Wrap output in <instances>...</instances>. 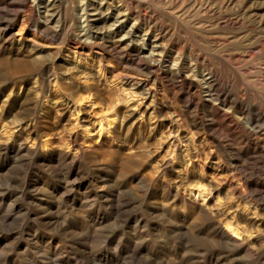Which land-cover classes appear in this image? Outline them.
Instances as JSON below:
<instances>
[{"label": "rangeland", "instance_id": "1", "mask_svg": "<svg viewBox=\"0 0 264 264\" xmlns=\"http://www.w3.org/2000/svg\"><path fill=\"white\" fill-rule=\"evenodd\" d=\"M51 1L0 0V264H264V151L255 145L264 142V124L256 141L242 127L247 117L239 110L235 115L228 112L232 122L211 110L220 107L217 101L196 106L205 96L200 79L207 72L196 61L200 56L219 67V82L228 83L222 94L228 92L252 113L264 112V0H201L209 3V12L194 10V0L174 6L167 0L133 4L131 10L163 24L169 59L164 65L184 68L188 81L200 86L195 95L160 71L142 90L125 83L126 78H147L144 60L122 47L130 39L126 31L136 25L127 11L130 0H109V11L118 21L109 20L104 29L95 21L108 0H67L76 15L65 33L59 32L61 17ZM86 3L91 5L84 9ZM230 17L231 24L225 21ZM37 19H47L50 30L37 33ZM121 23L123 29L113 36ZM142 35L134 33L138 45H145L150 36L143 40ZM106 39L105 45H90ZM219 39L229 41L219 48ZM17 40L23 41V49ZM30 42L41 52L35 53ZM144 45V56L149 57V46ZM33 55L44 56L49 69L34 64ZM44 71L52 77L42 95L34 86ZM87 85L106 99L91 95L78 100ZM117 97L126 100L118 104L125 119L119 113L116 122L107 125L111 116L105 102ZM213 118L214 127L207 126ZM65 144L76 149L77 159L48 157L51 151H67ZM190 184L210 190L204 201L196 200L198 191L189 190ZM224 219L238 224L239 236L231 235L244 242L242 247L213 236L212 225L226 230Z\"/></svg>", "mask_w": 264, "mask_h": 264}, {"label": "bare ground", "instance_id": "2", "mask_svg": "<svg viewBox=\"0 0 264 264\" xmlns=\"http://www.w3.org/2000/svg\"><path fill=\"white\" fill-rule=\"evenodd\" d=\"M4 1V0H3ZM9 1V0H8ZM50 1V0H49ZM72 1V0H71ZM74 1V0H73ZM112 1V0H111ZM115 1V0H114ZM154 0H140V2H138V1H135V0H130V4L127 6V11H129V14L128 15H134V17H135V20H136V25L135 26H133V28L131 29V30H128V31H126V33H125V35L127 34V36H128V38H130V39H127V41H123L122 42V44H123V46L122 47H124V48H126V49H128V50H130V51H132V52H135V54H137L138 56H140V58L142 59V60H144V64H145V66H146V70H144L143 72H144V74L147 76V78H144V80H143V77H142V79H137V78H131L130 80L129 79H125V83H127V84H129L131 87H137L138 89L139 88H141V90L142 89H144V88H146V81H148L149 80V78L152 76V74H156V72H162L163 74H165V75H167V77H169V79L173 82V83H178V82H180L183 86H186V88H187V92L189 93V94H196L197 92H198V87H200V86H198V85H195L194 83V81H188V75H186L184 72H183V69H181V68H179L177 65L179 64L178 62V64H175L177 67L176 68H173L172 66H170V65H164L166 62H168L169 61V59H167L168 58V55H167V51H166V48L167 47H165V45L163 44V37H162V33H163V30H164V28L165 27H163L161 24H158V23H156L155 22V20H154V18H153V16H148L147 18H146V15L144 14H141V13H138L136 10H134V8H133V10H131V8L133 7V4L135 3L136 5H141V3H150V2H153ZM167 1H169V4L170 5H172V6H174L177 2H181L182 4L184 3V0H167ZM191 1V0H190ZM189 1V2H190ZM7 2V1H6ZM5 2V3H6ZM76 2H78V0H76ZM208 2H209V0H208ZM3 3V2H2ZM107 3V8H105V9H102L101 8V12H99L100 14H101V17L99 18V19H97L96 21H95V23L96 24H98L99 22H101L102 24H103V27L101 26V29H104L106 26H105V24L109 21V20H111V19H113V21H118V18H117V15L116 16H114L112 13V11L110 12L109 10L111 9V8H113L112 6H111V4H112V2H110L109 0L106 2ZM154 3V2H153ZM165 3V2H164ZM163 3V4H164ZM186 3V2H185ZM191 3H193L192 1H191ZM190 3V4H191ZM13 4H15V3H13ZM26 4H28V3H26ZM74 4V3H73ZM79 4V3H78ZM78 4H76V5H78ZM115 4V3H114ZM178 4V3H177ZM181 4V5H182ZM189 4V3H188ZM9 5V4H8ZM29 5V4H28ZM32 5V4H31ZM49 5L51 6V8H52V10L53 11H55V10H57L58 11V14H59V16L61 17V23H60V27H59V32L61 31V32H66L67 30H69L70 29V27H71V20H72V17H73V15H76V14H71V9H70V4H69V2L67 1V0H52L50 3H49ZM48 5V6H49ZM89 5H91V4H89V3H86V6L85 7H83L84 9H86ZM146 5H148V4H146ZM211 5V4H210ZM17 6V5H16ZM23 6V5H22ZM33 6V5H32ZM82 6V5H81ZM126 6V5H125ZM169 6V5H168ZM18 7V6H17ZM26 7H28V6H26ZM155 7V6H154ZM157 7H159V6H157ZM193 7H194V10H198V11H200V12H209V8H211V6L209 7V3H203V1H201V0H194V3H193ZM213 7V6H212ZM35 8V7H34ZM46 8H48V7H46ZM115 8L116 9H118V6H115ZM170 8V7H169ZM183 8V7H182ZM215 8V7H214ZM28 10V13H30L31 11L33 12V10H32V8L31 7H28L27 8ZM95 9H96V7H95ZM125 9V8H124ZM162 9V8H161ZM163 9H164V7H163ZM213 9V8H212ZM73 10V9H72ZM76 10V9H75ZM171 10H172V8H171ZM193 10V11H194ZM214 10V9H213ZM36 11V10H35ZM48 11V10H47ZM107 11V12H106ZM150 11V10H149ZM167 11V10H166ZM216 11V10H215ZM31 12V13H32ZM49 12V11H48ZM47 12V13H48ZM106 12V13H105ZM110 12V13H109ZM117 12V11H116ZM172 12V11H171ZM173 12H174V10H173ZM2 13V12H1ZM28 13H25V14H27L28 15ZM56 13V12H55ZM168 13V12H167ZM176 13V12H175ZM178 13V12H177ZM177 13H176V15H177ZM199 13V12H198ZM197 13V14H198ZM51 14V13H50ZM108 14H110V15H108ZM121 14H123V15H125V11L123 12V13H121ZM157 14V13H156ZM165 14V13H164ZM216 14H217V12H216ZM220 14V13H219ZM225 14V13H224ZM1 15V14H0ZM26 15V16H27ZM52 15H55L53 12H52V14H51V16ZM57 15V14H56ZM119 15H120V13H119ZM151 15V14H150ZM188 15H189V13H188ZM222 15V14H221ZM10 16V15H9ZM32 16V15H31ZM169 16V15H168ZM180 16V15H179ZM218 16V15H217ZM228 16H229V14H228ZM11 17V16H10ZM28 17H29V15H28ZM126 17V16H125ZM128 17V16H127ZM126 17V19H128ZM173 17H175V20H176V16H173ZM172 17V18H173ZM194 17H196V16H194ZM194 17H193V19H194ZM221 17V16H220ZM8 18V17H7ZM30 18V17H29ZM33 18H34V14H33ZM49 18V17H48ZM54 18V17H53ZM75 18H76V16H75ZM156 18V17H155ZM172 18H171V20H172ZM183 18V17H182ZM182 18H180V19H182ZM186 18V17H185ZM189 18V17H188ZM198 18V17H197ZM213 18V17H212ZM233 18V17H232ZM36 19V18H35ZM35 19H34V21H35ZM125 19V18H124ZM160 19H161V17H160ZM166 19V18H165ZM187 19V18H186ZM200 19H204V18H200ZM234 19V18H233ZM2 20V19H1ZM45 20V19H44ZM159 20V19H158ZM162 20V19H161ZM174 20V19H173ZM197 20H199V19H197ZM197 20H194L193 22H195V21H197ZM216 20V19H215ZM166 21V20H165ZM177 21V20H176ZM227 23H232L234 20H232L231 19V17L230 18H228V19H226L225 20ZM30 22V21H29ZM50 22V21H49ZM192 22V21H191ZM190 22V23H191ZM199 22V21H198ZM200 22H202V21H200ZM219 21H217V23H218ZM222 22V21H221ZM236 22H238V20H236ZM24 23V22H23ZM34 23V22H33ZM56 23H58V22H56ZM185 23V22H184ZM203 23V22H202ZM201 23V24H202ZM28 24V23H27ZM73 24H75V23H73ZM96 24H94V25H92V28L91 27H88L86 30L88 31V33H91L92 31H93V29L95 30V28H96ZM179 24H181V22L179 23ZM185 24H187V21H186V23ZM205 24V23H204ZM220 24V23H219ZM224 24V23H223ZM234 24V23H233ZM9 25V24H8ZM25 25V24H24ZM30 25V24H29ZM145 25V28H147V29H145L143 26ZM199 25V24H198ZM5 26V25H4ZM23 26V25H22ZM27 26V25H26ZM57 26V25H56ZM74 26H76V24L74 25ZM100 26V25H99ZM110 26V25H109ZM179 26V25H178ZM184 27H185V25H183ZM196 26V25H195ZM221 26V25H220ZM226 26V25H225ZM237 26V25H236ZM23 27H25V26H23ZM50 25H48L47 24V19H46V21L45 22H43V20L41 21L40 19H37V21H36V23H35V31L37 32V33H39V32H46V31H48V30H50ZM111 27V26H110ZM123 27H124V23H121L118 27H116V29H114V32H112L113 33V36H114V34H119V32L123 29ZM9 28V27H8ZM169 28V27H168ZM186 28V27H185ZM197 28V27H196ZM204 28V27H203ZM202 27H201V30L203 29ZM205 28H206V26H205ZM6 29V28H5ZM4 29V30H5ZM57 29V28H56ZM84 29V28H83ZM82 29V30H83ZM98 29V28H97ZM200 30V31H201ZM9 31V30H8ZM166 31V30H165ZM164 31V32H165ZM188 31V30H187ZM218 31V30H217ZM6 32V31H5ZM57 32H58V30H57ZM68 32V31H67ZM140 32H143V35H142V39L144 40V36H146V35H148V34H150V36H148L147 37V39H146V43H145V45H148L149 47V51H148V55H149V57H146V56H144V47H143V45L144 44H139L138 45V42H139V39H137L135 36H134V33H140ZM149 32H152V33H149ZM190 32V31H189ZM205 32V31H204ZM7 33V32H6ZM49 33V32H48ZM104 33V32H103ZM106 33V32H105ZM108 33H110V32H108ZM176 33V32H175ZM197 33V32H196ZM4 34V33H3ZM44 34V33H43ZM47 34V33H46ZM51 34V33H50ZM63 34V33H62ZM61 34V35H62ZM94 34V33H93ZM124 34V33H123ZM190 34V33H189ZM198 34V33H197ZM205 34V33H204ZM34 35V34H33ZM65 35V34H64ZM91 35V34H90ZM95 35V34H94ZM175 35V34H174ZM191 35V34H190ZM196 35V34H195ZM202 35V34H201ZM211 35V34H210ZM7 36H9V35H7ZM59 36V35H58ZM68 36V35H67ZM127 36H126V38H127ZM137 36V35H136ZM140 36V35H139ZM194 36V35H193ZM200 36V35H199ZM204 36V35H203ZM224 36L226 37V34L224 33ZM228 36V35H227ZM87 37H89V35L87 36ZM105 37V36H104ZM109 37V36H108ZM123 37V36H122ZM167 37H170V36H167ZM209 37V36H208ZM4 38V37H3ZM7 38V37H6ZM23 38H25V37H23ZM94 38V37H93ZM99 38V37H98ZM103 38V37H102ZM132 38V39H131ZM18 39V38H17ZM20 39V38H19ZM88 39V38H87ZM105 39V38H104ZM165 39V38H164ZM173 39V38H172ZM194 39V38H193ZM197 39V38H196ZM227 39H228V37H227ZM24 40V39H23ZM37 40V39H36ZM66 40V39H65ZM107 40H109V39H106V40H104V42L103 43H101L100 44V42L99 41H94L93 43H91L90 42V45H92V44H99V45H105V43L106 42H108ZM111 40H114V39H111ZM110 40V41H111ZM162 40V41H161ZM202 40V39H201ZM210 40V39H209ZM120 41V40H119ZM194 41H196V40H194ZM211 41V40H210ZM209 41V42H210ZM214 41H217V40H214ZM229 41V40H228ZM228 41H225V40H221L220 41V39H219V41H217V42H219L218 44H219V48H222V47H224L225 45H226V42H228ZM235 41V40H234ZM245 41V40H244ZM17 42L19 43V46H20V48L21 49H23L24 48V45H22V43H23V41L22 42H20L19 40H17ZM67 42V41H66ZM65 42V43H66ZM75 42V41H74ZM116 42V41H115ZM170 42V41H169ZM198 42H199V40H198ZM197 42V43H198ZM1 43V42H0ZM32 45H31V48H32V50L33 51H35V53H37L38 54V48L40 47V46H38V44H36L35 42H30ZM177 43V42H176ZM179 43V42H178ZM196 43V42H195ZM215 43V42H214ZM12 44V43H11ZM64 44V43H63ZM117 44V43H116ZM115 44V45H116ZM172 44V43H171ZM170 44V45H171ZM210 44V43H209ZM252 44V43H251ZM256 44V43H255ZM264 44V43H263ZM69 45H70V43H69ZM77 45V44H76ZM79 45V44H78ZM114 45V44H113ZM142 45V46H141ZM144 45V46H145ZM179 45V44H178ZM180 45H182L181 43H180ZM185 45V44H184ZM189 45V44H188ZM210 45H212V44H210ZM213 45H215V44H213ZM231 45V44H230ZM63 46V45H62ZM168 46V45H167ZM173 46V45H172ZM229 46V45H228ZM30 47V46H29ZM67 47V46H66ZM74 47V46H73ZM80 47V46H79ZM89 47V46H88ZM94 47V46H93ZM92 47V48H93ZM183 47V46H182ZM214 47V46H213ZM246 47V46H245ZM255 47V46H254ZM28 48V47H27ZM82 48V47H81ZM104 48V47H103ZM110 48V47H109ZM173 48V47H172ZM184 48V47H183ZM189 48V47H188ZM215 48V47H214ZM217 48V47H216ZM237 48V47H236ZM240 48V47H239ZM259 48V47H258ZM70 49V48H69ZM179 47H178V51H179ZM246 49V48H245ZM26 50V49H25ZM53 50V49H52ZM71 50V49H70ZM118 50V49H117ZM184 50V49H183ZM211 51H212V49H210ZM217 50H219V49H217ZM217 50H215V52L217 51ZM226 50V49H225ZM235 50V49H234ZM238 50V49H237ZM236 50V51H237ZM251 50V49H250ZM257 50H259V49H257ZM262 50V49H261ZM168 51H170V50H168ZM188 51V50H187ZM228 51V50H227ZM246 51H247V49H246ZM21 52V51H20ZM39 52H41V51H39ZM52 52V51H51ZM55 52V51H54ZM79 52V51H78ZM116 52V51H115ZM125 52H126V50H125ZM124 52V53H125ZM171 52V51H170ZM189 52V51H188ZM187 52V53H188ZM205 52V51H204ZM259 52H260V50H259ZM45 53V52H44ZM117 53V52H116ZM143 53V54H142ZM213 53V52H212ZM211 53V54H212ZM217 53V52H216ZM223 53V52H222ZM227 53V52H226ZM32 54V53H31ZM75 54H76V52H75ZM118 54V53H117ZM121 54V53H120ZM177 54V53H176ZM178 54H180V53H178ZM185 54V53H184ZM184 54H183V56H184ZM196 54V53H195ZM206 54V53H205ZM209 54H210V52H209ZM214 54V53H213ZM224 54V53H223ZM239 54V53H238ZM249 54V53H248ZM60 55V54H59ZM68 55V54H67ZM137 55H135V56H137ZM186 55L187 54H185V57H186ZM208 55V54H207ZM228 55V54H227ZM240 55H242V54H240ZM245 55V54H244ZM30 56V55H29ZM169 56H170V54H169ZM179 56V55H178ZM182 56V55H181ZM188 56V55H187ZM202 56H203V53H202ZM216 56V55H215ZM226 56V55H225ZM250 56V55H249ZM73 57V56H72ZM194 57V56H193ZM192 57V58H193ZM251 57H253V56H251ZM21 58V57H20ZM24 58H26V57H24ZM43 58H45L44 56H41V59L40 58H38V56H36V55H33V57L31 58L32 59V61L34 62V64H37V63H39V65L40 66H42L43 67V69L44 68H48V65H47V61H45V59L44 60H42ZM66 58V57H65ZM176 58H177V56H176ZM175 58V59H176ZM191 58V57H190ZM218 58V57H217ZM230 58V57H229ZM228 58V59H229ZM30 59V60H31ZM80 59V58H79ZM138 59V58H137ZM174 59V60H175ZM178 59H180V58H178ZM195 59V58H194ZM224 59V58H223ZM56 60V59H55ZM177 60V59H176ZM66 61V60H65ZM196 61H200V63L202 64L201 65V67L203 66L204 67V71L206 72L205 74H203V73H201V76H202V78L200 79L201 81H202V84L204 85V88H205V96L204 97H199L198 98V100L200 101V102H198V103H196V106L198 105V106H200V105H203V103H205V102H208V101H214V102H216L217 101V103L220 105V107H218L217 105L215 106H212V109L211 110H213L214 112H222V117L224 116L225 118H227V119H230L232 122H235V120L233 119V118H231L230 117V114L228 113V112H232L233 114L235 113V112H237V110H239V113H241L242 115L244 114V115H246V117H247V120L245 121L246 123H244V125L242 126L243 128H245V131L246 132H248V134L250 133L251 135H255L256 136V141H259L258 139V135H260V133L262 132H260V126H262L261 124H264V112L263 111H261V110H257V109H254L253 111H254V113H252L251 111H249V109H248V107L246 108V106H242L241 104H236V102L237 101H235V100H232V96H228V94L227 93H225V94H222V91H223V88H222V86H227L228 85V83H224V84H222V83H220L219 82V70H218V68L217 67H215L214 66V63H212V61L210 60V59H208V58H206V57H203V58H200V56H199V58H197L196 59ZM195 61V62H196ZM217 61V60H216ZM51 62H53V61H51ZM78 62V61H77ZM101 62V61H100ZM173 62H175V61H173ZM180 62V61H179ZM194 62V61H193ZM54 63V62H53ZM176 63V62H175ZM181 63V62H180ZM197 63V62H196ZM71 64V63H70ZM172 64V63H171ZM230 64V63H229ZM52 65V64H51ZM137 65V64H136ZM165 66L164 68L162 67V66ZM181 65V64H180ZM183 65V64H182ZM181 65V66H182ZM199 65V64H198ZM72 65H70V67H71ZM78 66H79V64H78ZM77 66V67H78ZM140 66V65H139ZM197 66V65H196ZM54 67V66H53ZM67 67V66H66ZM74 68V67H73ZM101 68V67H100ZM139 68V67H138ZM187 68V67H186ZM193 68H195V67H193ZM49 69V68H48ZM51 69V68H50ZM72 69V68H71ZM144 69V68H143ZM190 69H192V68H190ZM189 69V71H191ZM69 70H70V68H69ZM102 70V69H101ZM187 70V69H186ZM197 70V69H196ZM199 70V69H198ZM201 70H203L202 68H201ZM68 71V70H67ZM140 71V70H139ZM189 71H188V73H189ZM66 72V71H65ZM87 73V72H86ZM89 73V72H88ZM187 73V74H188ZM68 74V73H67ZM127 74V73H126ZM194 74V73H193ZM192 74V75H193ZM41 75V76H40ZM91 75V74H90ZM89 75V76H90ZM105 75V74H104ZM160 75V74H159ZM68 76H70V75H68ZM103 76V75H102ZM134 76H136L135 74H134ZM156 76V75H155ZM200 76V77H201ZM51 77H52V75H50V74H48L47 72H42V73H40L39 74V76H37L36 78H35V84H37L36 86H34L35 88V91H37V94L38 93H40V94H44V84H45V82L46 81H48V82H50L51 81ZM88 77V76H87ZM138 77V76H137ZM165 77V76H164ZM190 77V76H189ZM192 77H194V76H192ZM192 77H190V78H192ZM222 78V77H221ZM65 79V78H64ZM70 79V78H69ZM88 79V78H87ZM86 79V80H87ZM90 79V78H89ZM88 79V80H89ZM97 79V78H96ZM118 79V78H117ZM158 79V78H157ZM160 79H161V77H160ZM193 79V78H192ZM32 80H33V77H32ZM66 80V79H65ZM68 80V79H67ZM163 80H165V79H163ZM199 80V79H198ZM27 81V80H26ZM91 81V80H90ZM106 81V80H105ZM108 81V80H107ZM110 81V80H109ZM116 81V80H115ZM114 81V82H115ZM120 81V80H119ZM152 81V80H151ZM153 81H155V80H153ZM23 82V81H22ZM31 82V81H30ZM85 82H87V81H85ZM161 82V81H160ZM194 82V83H193ZM238 82V81H237ZM240 82H241V80H240ZM109 83V82H108ZM156 83V82H155ZM197 83H199V82H197ZM201 83V82H200ZM111 84V83H110ZM123 84L124 83H122V86H123ZM237 84V83H236ZM53 85V84H52ZM94 85V84H93ZM113 85V84H112ZM126 85V84H125ZM170 85V84H169ZM201 85V84H200ZM248 85L249 86H251L250 84H247V87H248ZM91 86L92 85H87V87L85 86V88L83 89V92L82 93H80V94H78L79 95V97H78V100L79 99H91V98H89L91 95H95V93L97 92L96 91V89L94 90V92H93V89L91 88ZM117 86V85H116ZM172 86V85H171ZM180 86V85H179ZM93 87H95V86H93ZM124 87V86H123ZM127 87V86H126ZM129 87V86H128ZM148 87V86H147ZM257 87V86H256ZM252 88V87H251ZM262 88V87H261ZM26 89V88H25ZM173 89V88H172ZM81 90V89H80ZM128 89H126V91H127ZM181 90V89H180ZM200 90V89H199ZM227 90H229V89H227ZM255 90V89H254ZM123 91L125 92V89H123ZM183 91V90H182ZM100 92V91H99ZM133 92V91H132ZM138 92V91H137ZM230 92V91H229ZM240 92H241V90H240ZM248 92V91H247ZM104 93V92H103ZM126 94L124 95V96H128L129 95V93H128V91L127 92H125ZM131 93V92H130ZM135 93V92H134ZM133 93V94H134ZM148 93H149V91H148ZM200 93V92H199ZM85 94H86V96H85ZM124 94V93H123ZM201 94V93H200ZM103 95V94H102ZM101 95V96H102ZM105 95V94H104ZM131 95V94H130ZM203 95H204V93H203ZM240 95V94H239ZM245 95V94H244ZM252 95V94H251ZM38 96V95H37ZM133 96V95H132ZM248 96V95H247ZM253 96V95H252ZM262 96V95H261ZM41 97V96H40ZM95 97H100V95L99 94H96L95 95ZM104 97V96H103ZM108 97V96H107ZM250 97V96H249ZM101 98V97H100ZM40 99V98H39ZM104 100V99H106V97L105 98H101V100ZM128 99V98H127ZM77 100V99H76ZM76 100H75V102H76ZM100 100V99H99ZM98 100V101H99ZM93 101H95V100H93ZM247 101V100H246ZM245 101V102H246ZM251 101V100H250ZM257 101V100H256ZM46 102V101H45ZM92 102V101H91ZM90 102V103H91ZM104 102V101H103ZM121 102H126V100H124L123 98H120V97H117V98H110V99H107V101L105 102V105H106V107L108 108V113L110 114L109 116H111L110 117V120L107 122L108 124L107 125H111L112 123H114V122H116L115 120H117V116H118V114L120 113V115H121V119L122 120H124L125 119V115H122L121 114V109H119L118 108V104L119 103H121ZM247 103V102H246ZM45 104V103H44ZM93 104H95V103H93ZM124 104H126V103H124ZM189 104V103H188ZM188 104H187V106H188ZM192 104V103H191ZM211 104V103H210ZM39 105V104H38ZM194 106V105H193ZM186 107V106H185ZM195 107V106H194ZM187 108V107H186ZM197 108H199V107H197ZM208 108V107H207ZM226 108V109H225ZM256 108V107H255ZM235 109H237V110H235ZM190 110V109H189ZM195 110V109H194ZM202 110H203V108H202ZM202 110H201V112H202ZM223 110V111H222ZM196 111V110H195ZM124 112V111H123ZM204 112V111H203ZM212 112V111H211ZM196 113V112H195ZM198 113V112H197ZM216 114V113H215ZM236 114V113H235ZM234 114V115H235ZM104 115H106V114H104ZM119 115V116H120ZM205 115H207V114H205ZM243 115V116H244ZM199 116H201V115H199ZM212 116V115H211ZM218 116V115H217ZM208 117V116H207ZM218 117H220V116H218ZM221 118V117H220ZM224 118V119H225ZM105 119H106V117H105ZM196 119V118H195ZM215 118H213V119H211L208 123V125L207 126H213L214 127V122H215V120H214ZM108 120V119H107ZM106 120V121H107ZM218 120V119H217ZM222 120V119H221ZM220 120V121H221ZM126 121V120H125ZM197 121V120H196ZM203 121V120H202ZM206 121V120H205ZM230 121V122H231ZM207 122V121H206ZM218 122V121H217ZM222 123H223V121H221ZM229 122V121H228ZM243 122V121H242ZM196 123V122H195ZM198 123V122H197ZM224 124V123H223ZM222 124V125H223ZM234 124V123H233ZM236 125H237V123H235ZM243 124V123H242ZM199 125H200V123H199ZM241 125V124H240ZM240 125H239V127H240ZM220 125H218V128L220 129V127H219ZM232 126V125H231ZM238 126V125H237ZM201 127V126H200ZM235 127V126H234ZM238 127V128H239ZM105 128V127H104ZM205 128V127H204ZM217 128V127H216ZM262 128V127H261ZM103 129V127L101 126L100 127V130H102ZM215 128H213V130H214ZM236 129V128H235ZM241 129V128H240ZM212 130V131H213ZM237 130V129H236ZM210 131V130H209ZM218 131V130H217ZM206 132H207V130H206ZM216 132V131H215ZM262 135H264V134H262ZM261 136V135H260ZM252 138V137H251ZM254 139V138H253ZM69 140V139H68ZM249 140V139H248ZM17 141V140H16ZM19 141V140H18ZM71 141V140H70ZM252 141V140H251ZM251 141H249V142H251ZM43 142V141H42ZM65 142V141H64ZM253 142H254V140H253ZM36 143V142H35ZM49 143V142H48ZM262 143H264V142H262ZM262 143H260V142H255V145H257V147H259L260 149H262L263 151H264V144H262ZM33 144V143H32ZM262 144V145H261ZM28 145V144H27ZM38 145V144H37ZM42 145V144H41ZM66 145V144H65ZM71 145V144H70ZM70 145L69 144H67L66 146V150L67 151H51V152H46V153H48V157L49 158H56V159H58L59 161H64L65 162V160H67V158L68 157H71L72 158V160H75V159H77L76 158V149H74V152H73V150L71 151V150H69V147H70ZM25 146V145H24ZM31 146H33V145H31ZM48 146V144H47V141L43 144V147L42 148H45V147H47ZM217 146V145H216ZM36 148V147H35ZM39 148V147H38ZM61 148V147H60ZM46 149V148H45ZM23 150V149H22ZM254 150V149H253ZM252 150V151H253ZM255 151V150H254ZM7 152V151H6ZM73 152V153H72ZM83 152V151H82ZM259 152V151H258ZM70 153H72V154H70ZM263 153V152H262ZM40 155V154H39ZM240 155V154H239ZM238 155V156H239ZM245 155V154H244ZM243 155V156H244ZM264 155V154H263ZM78 157V156H77ZM242 157V156H241ZM261 158V157H260ZM70 160V159H69ZM53 161V160H52ZM56 163V162H55ZM46 164V163H45ZM57 164V163H56ZM78 164V163H77ZM63 166V165H62ZM56 167V166H55ZM60 167V166H59ZM64 167V166H63ZM69 167V166H68ZM68 167H66V168H68ZM233 167V166H232ZM70 168V167H69ZM238 168V167H237ZM58 170V169H57ZM69 171V170H68ZM233 171V170H232ZM67 172V171H66ZM57 173V172H56ZM64 173V172H63ZM60 174V173H59ZM66 174H68V173H66ZM239 174V173H238ZM65 176H67V175H65ZM236 177V176H235ZM246 182V181H245ZM243 183V182H242ZM244 185V184H243ZM196 188V191H198V194H197V196H196V200L198 199V200H200L201 198H203V200L202 201H204V199L206 198V196L208 195V193L210 192V190L208 189V188H206L205 186H204V184H198V185H192V184H190V186L188 187V189L190 190H192L193 191V188ZM238 187V186H237ZM33 189V188H32ZM238 189V188H237ZM233 190H234V188H233ZM235 191V190H234ZM233 191V192H234ZM242 190H240L239 192H241ZM258 191V190H257ZM66 192V191H65ZM236 192V191H235ZM255 193V192H254ZM255 194H258L257 192L255 193ZM260 194V193H259ZM234 195H237V194H234ZM256 196V195H255ZM261 196V195H260ZM252 197V196H251ZM258 197V196H257ZM250 201V200H249ZM250 203H252V202H250ZM255 203V202H254ZM259 204V203H258ZM253 205V204H252ZM255 205V204H254ZM201 206V205H200ZM256 206V205H255ZM258 206V205H257ZM256 208V207H255ZM258 208V207H257ZM256 208V209H257ZM201 210V209H200ZM207 210H209V209H207ZM202 211L206 214V211L204 210V208H203V206H202ZM210 211V210H209ZM252 211V210H251ZM202 213V212H201ZM254 213H257L256 211H254ZM211 214V213H210ZM209 215V214H208ZM211 216V215H210ZM207 217V216H206ZM212 217L213 216H211V219H212ZM215 217V216H214ZM229 219V218H228ZM228 219H224L223 220V223H224V227L226 228V230H223V228L221 227V224H216V225H212V233H214V235L213 236H215L216 237V239L220 242V243H223V244H226V245H235V246H237V247H242L243 246V244H244V242L243 241H239L238 240V238H233V236L231 235V234H234V235H237V236H239V226H238V224L237 223H235L233 220H228ZM208 220V219H207ZM210 221V220H209ZM214 221H216V218H214ZM212 222H213V220H212ZM221 222V221H220ZM218 223V222H217ZM213 224V223H212ZM256 224V223H255ZM260 224V223H259ZM210 225V224H209ZM209 227V226H208ZM259 229H260V227H259ZM215 239V240H216ZM228 246V247H229ZM230 248V247H229ZM257 248V247H256ZM249 249V248H248ZM247 249V250H248ZM240 250H241V248H240ZM245 251H246V249H245ZM240 252V251H239ZM250 252H252L251 250H250ZM259 252V251H258ZM260 252H262V251H260ZM264 252V251H263ZM263 254V253H262ZM258 256V255H257ZM263 257V256H262ZM261 258V257H260ZM262 259V258H261ZM264 260V259H263Z\"/></svg>", "mask_w": 264, "mask_h": 264}]
</instances>
